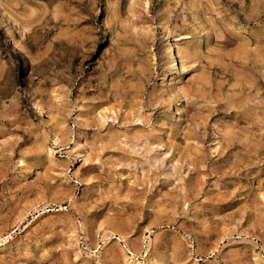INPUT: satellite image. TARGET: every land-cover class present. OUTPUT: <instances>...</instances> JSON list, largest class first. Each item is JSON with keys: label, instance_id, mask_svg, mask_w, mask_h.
<instances>
[{"label": "clouds", "instance_id": "clouds-1", "mask_svg": "<svg viewBox=\"0 0 264 264\" xmlns=\"http://www.w3.org/2000/svg\"><path fill=\"white\" fill-rule=\"evenodd\" d=\"M9 183L0 264H264V0H0Z\"/></svg>", "mask_w": 264, "mask_h": 264}, {"label": "rangeland", "instance_id": "rangeland-1", "mask_svg": "<svg viewBox=\"0 0 264 264\" xmlns=\"http://www.w3.org/2000/svg\"><path fill=\"white\" fill-rule=\"evenodd\" d=\"M55 23V21H54ZM81 23H84V22H81ZM59 32V29H56V30H52L51 32V36L49 37V40H51V37L52 36H56L57 33ZM61 35H64L63 33H61ZM60 43L59 40H54L52 41L51 43V47L53 49H55L58 44ZM51 53H49L50 55ZM102 54V53H101ZM92 55H95V52H93ZM87 63V61L85 62ZM99 106H100V109H104V110H107L109 109L110 105L106 102V101H97L96 102ZM114 110V109H113ZM99 111V109H98ZM107 114H111L110 112H108ZM104 115H105V112H100V118L103 119L104 118ZM58 155V154H57ZM56 169L53 168V173H55ZM11 175V174H9ZM212 178H207V182H210ZM227 179H232V178H227ZM207 182L205 184V187H207ZM241 183H247V180H243V181H240ZM254 184H258L259 181H253ZM235 185L232 184L230 185V188L231 187H234ZM247 191V190H245ZM22 193V190L19 189V185L15 184V183H9L7 188L5 189V196L7 197L6 201H5V204H4V207H3V211H0V217H3L4 220L3 222L4 223H9V222H15L16 220H18L20 217H21V214H22V210L25 208V207H32L31 204H27L26 202H22L20 207L17 208L16 207V199H19V196L21 195ZM253 194H256V193H253ZM16 197V199H14L13 197ZM29 199H33V198H29ZM232 201H226L225 204H228V203H231ZM223 206V205H222ZM15 209V212L13 214V210ZM49 213L48 212H41L39 216L36 217L35 220L32 219V216H33V213H29L26 215V217L21 220V227L23 228L24 225L27 223L28 220H32V224H28V227L27 228H24V231L27 232L29 228H32L36 222L38 220H42L44 217H46ZM226 213H218V215H225ZM10 217V219H9ZM151 223V220H145V221H142V228L140 229L141 232L146 233L145 230L148 229V224ZM194 226L192 222H187L185 224V227H192ZM221 228L223 229H227L229 227V225L227 224H224L223 222H221V224L219 225ZM44 225L42 224L41 225V228H43ZM97 228L103 233L104 232V228H105V225H104V221H103V218H101L100 220H98L97 222ZM39 231V229L37 230ZM24 233H21V235L23 236ZM47 235V234H46ZM115 238L112 237L111 239L108 240V243L105 244V248L108 249L110 248V246L112 245V243L114 242ZM71 243V238L70 237H65V238H62V237H59V236H54V235H48V238L44 241V244H43V247L44 249L46 250H50L49 252V260H50V264H56L57 261H61V260H73L74 261V264H80V261L78 259H76L75 257V254L73 253V249L68 246L67 247V252L68 253H72V255L68 256V257H65L63 254H62V246L64 245H70ZM193 248L196 247V244L195 242H193V245H192ZM194 256H196L195 253H193ZM107 256L109 258V264H110V261H111V258H112V254L111 252L107 253ZM101 258L104 259L105 258V253L104 252H101ZM188 264H194V261L193 260H188ZM195 264H203V261L198 257L196 256V260H195Z\"/></svg>", "mask_w": 264, "mask_h": 264}]
</instances>
